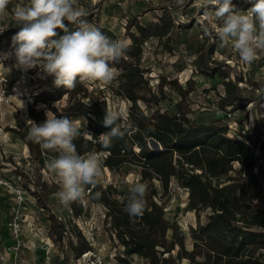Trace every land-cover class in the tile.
Masks as SVG:
<instances>
[{"label": "rangeland", "instance_id": "1", "mask_svg": "<svg viewBox=\"0 0 264 264\" xmlns=\"http://www.w3.org/2000/svg\"><path fill=\"white\" fill-rule=\"evenodd\" d=\"M15 4L16 0H12L6 13L0 16V55L11 50V38L19 31L13 15ZM233 4L240 11L252 7L247 0H233ZM77 6L87 13L83 19L94 23L111 39H123L127 43L131 42L127 32L130 19L135 17L143 24L155 23L160 22V15L165 13L173 25L170 32L160 42L155 36L146 40L140 59V65L146 68L145 75L149 77L153 89L161 75L168 80L176 79L183 87H187V81H192L195 88L184 101L192 120L227 125L228 135L239 139L250 131L254 137H260L264 145V51H260L254 63L247 65L241 62L231 47H221L218 38L214 41V28L218 21L206 20L203 15L207 0H183L182 4L179 0H78ZM64 24L69 31L75 30V26L67 20ZM205 24L209 34L203 31ZM131 30L137 31L136 26L132 25ZM56 32V39L65 34L59 28ZM208 46L214 47L209 55L210 60L216 61L214 65L220 64L232 79L239 80L244 87V106L230 107L224 111L218 106L219 96L224 92L222 77L219 74L208 76L195 64L197 49ZM3 63L5 68L11 70L0 69V81L3 82L0 88V264H128L119 260L122 256H126L131 264H145V259L140 255L123 253V245L117 239L110 219L107 220L105 216L106 207L93 202L87 190L83 201L63 206L55 195L60 190L58 177L46 164L41 165L33 157L27 143L16 132L9 130V127L15 126L16 111L31 126L28 122L32 120L28 115L31 105L35 109L45 108V114L48 111L55 114L52 106L59 113H64L69 98V94L64 93L66 88L56 87L54 78L44 75L39 68L22 71L12 67V59ZM117 83L114 79L108 84H84L88 88L85 100L105 98L108 111L125 117L130 101L116 92ZM164 89L167 97L160 106L175 109L177 101L181 99L180 93L169 83ZM36 93H40V98L34 101ZM70 119L78 121L79 127L86 125L82 116L74 115ZM257 145L256 158L262 164V147L261 144ZM44 156L48 162L53 158L49 154ZM233 167L240 169V163L235 161ZM125 170L124 174H112L104 167L99 179L104 185H113L118 201L128 195L129 185L136 183L139 177L137 165H127ZM230 174L239 175L241 185L244 183L243 170L230 171ZM226 179L227 175L220 180ZM150 181L157 187L155 200L164 206L166 218L171 222L176 221L185 236L186 247L191 249L194 241L192 229L199 219L202 223L207 221L211 208L201 209L200 217H197L191 205L190 190L176 177L171 178L166 191L157 178L147 179L143 183L149 188ZM13 186L25 191L24 200L19 201ZM254 207L263 209L264 200L254 199ZM15 216H18L20 223L18 234L10 224ZM58 221L65 226L59 227ZM70 239L74 247L81 249L80 256L71 248ZM85 240L91 247L89 251L82 250ZM176 252L177 248L174 255ZM197 258L201 259L202 256L197 255ZM180 264L190 262L183 257Z\"/></svg>", "mask_w": 264, "mask_h": 264}, {"label": "trees", "instance_id": "2", "mask_svg": "<svg viewBox=\"0 0 264 264\" xmlns=\"http://www.w3.org/2000/svg\"><path fill=\"white\" fill-rule=\"evenodd\" d=\"M159 20L143 24L133 17L128 21L127 32L131 42L125 56L115 63L119 70L115 79L118 81L116 92L128 99L130 105L125 117L119 114L114 126L119 127L120 135L112 138L110 147L103 148L95 142L100 134L110 131L103 124L105 111H108L106 99L86 101L88 88L84 84L77 83L74 89L64 91L69 94L64 113H59L54 106L51 108L58 118L74 115L85 118L86 125L80 126L81 135L74 140L78 154L102 153L103 168L112 174H124L127 165L135 164L140 169L137 182L157 178L164 191L168 189L171 178L176 177L190 190L191 205L197 217H200V210L207 207L211 208V213L207 214L206 222L199 219L192 229L193 247L188 249L176 221L167 219L164 206L155 200L157 187L152 181L145 197L146 208L140 217L129 216L125 211L127 195L118 201L114 196L117 190L111 183L104 185L99 180L96 185L87 186L88 197L106 207L105 216L110 219L115 235L123 245V253H136L145 259V264H180L183 257L190 264H264V208L254 207V199L264 200V161L261 164L256 158L257 144H261L263 157L264 145L260 137H254L250 131L239 139L228 135L227 125L192 120L184 103L186 96L195 88L192 81H187V87H183L176 79L168 80L161 75L153 89L140 59L144 42L153 36L160 42L173 26L165 13ZM132 25L137 31L131 30ZM213 49L212 46L197 49L195 64L208 76L219 74L222 77L224 92L217 102L221 110L244 106V87L239 80L232 79L220 64L214 65L216 61L209 59ZM167 83L181 95L175 109L160 106L167 97L164 89ZM2 85L0 81V88ZM39 95L35 94L34 101L40 98ZM14 115L16 123L9 130L16 132L27 143L33 157L45 166L44 154L55 157L58 153L44 150L27 139L30 127L19 111ZM28 115L38 124L46 119L45 108L35 109L33 105L29 107ZM150 137L158 140L163 149H152ZM235 161L240 163V169L233 167ZM235 170H243L242 185L239 175L230 174ZM226 175V180H220ZM97 192L101 193L98 200L95 199ZM58 226L65 225L58 221ZM69 243L75 254L80 256L81 249L74 247L71 239ZM90 249L85 240L82 250ZM197 255L202 258L198 259ZM119 260L131 264L126 256L119 257Z\"/></svg>", "mask_w": 264, "mask_h": 264}, {"label": "clouds", "instance_id": "3", "mask_svg": "<svg viewBox=\"0 0 264 264\" xmlns=\"http://www.w3.org/2000/svg\"><path fill=\"white\" fill-rule=\"evenodd\" d=\"M12 0H0L3 16ZM78 0H16L14 18L19 31L12 38L9 52L0 55V69L9 72L3 61L12 59V67L27 71L39 68L46 76L54 78L56 87L74 89L80 84H108L118 75L114 66L125 56L128 43L111 39L94 23L83 19L87 13L77 6ZM182 4L183 0H179ZM252 5L247 11L235 8L233 0H207L203 11L206 20L218 21L215 36L221 47H231L242 63L251 65L264 51V0H247ZM67 20L74 31L64 24ZM64 35L59 39L56 29ZM209 34L207 24L203 26ZM54 49V51H53ZM119 113L105 111L103 124L110 131L96 137L103 148L111 146L112 138L120 135L116 125ZM27 139L44 150L58 153L48 162V167L58 177L60 190L55 194L59 202L68 207L72 202L83 201L86 187L96 185L103 174L102 153L90 151L77 153L74 140L81 135L79 122L66 116L57 118L46 112L44 122L29 120ZM90 137L93 135L88 134ZM148 186L142 182L129 185L125 211L130 217H140L146 208ZM101 193L95 194L99 199Z\"/></svg>", "mask_w": 264, "mask_h": 264}, {"label": "built area", "instance_id": "4", "mask_svg": "<svg viewBox=\"0 0 264 264\" xmlns=\"http://www.w3.org/2000/svg\"><path fill=\"white\" fill-rule=\"evenodd\" d=\"M250 7H248L249 9ZM34 99V97H33ZM128 100V99H127ZM129 101V100H128ZM224 111V110H222ZM46 165L48 167V161L46 160ZM49 168V167H48ZM49 170L51 171V169L49 168ZM13 190L16 194V197L19 199V201H22L25 199V191L22 190L21 187H18V186H13ZM88 193V191H87ZM12 226H13V230L15 231L16 234H18L19 230H20V223H19V220H18V216H15L13 218V221L10 223Z\"/></svg>", "mask_w": 264, "mask_h": 264}, {"label": "water", "instance_id": "5", "mask_svg": "<svg viewBox=\"0 0 264 264\" xmlns=\"http://www.w3.org/2000/svg\"><path fill=\"white\" fill-rule=\"evenodd\" d=\"M149 145H150V147H151L152 149H163V148L161 147V144L159 143V141L156 140V139L153 138V137H150V138H149Z\"/></svg>", "mask_w": 264, "mask_h": 264}]
</instances>
